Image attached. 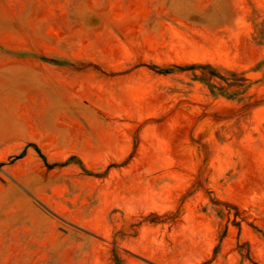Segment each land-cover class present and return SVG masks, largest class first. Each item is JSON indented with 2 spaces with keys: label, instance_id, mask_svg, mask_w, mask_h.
<instances>
[{
  "label": "rangeland",
  "instance_id": "374dc122",
  "mask_svg": "<svg viewBox=\"0 0 264 264\" xmlns=\"http://www.w3.org/2000/svg\"><path fill=\"white\" fill-rule=\"evenodd\" d=\"M0 264H264V0H0Z\"/></svg>",
  "mask_w": 264,
  "mask_h": 264
}]
</instances>
